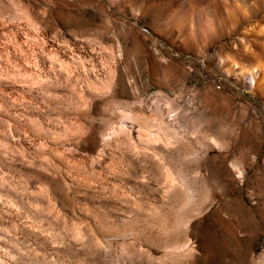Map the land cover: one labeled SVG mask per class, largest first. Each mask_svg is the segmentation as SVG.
Masks as SVG:
<instances>
[{"label": "rangeland", "instance_id": "374dc122", "mask_svg": "<svg viewBox=\"0 0 264 264\" xmlns=\"http://www.w3.org/2000/svg\"><path fill=\"white\" fill-rule=\"evenodd\" d=\"M110 61L115 97L81 74ZM131 102L180 137L173 193L101 138ZM0 264H264V0H0Z\"/></svg>", "mask_w": 264, "mask_h": 264}, {"label": "bare ground", "instance_id": "6f19581e", "mask_svg": "<svg viewBox=\"0 0 264 264\" xmlns=\"http://www.w3.org/2000/svg\"><path fill=\"white\" fill-rule=\"evenodd\" d=\"M75 47V46H74ZM77 47V46H76ZM79 47V46H78ZM89 47H91V46H89ZM74 49H76V48H74ZM87 49V48H86ZM64 50V49H63ZM66 50V49H65ZM73 50V49H72ZM71 50V51H72ZM93 49H91L90 50V52L92 51ZM67 51V50H66ZM85 51V50H84ZM77 52V51H76ZM94 52V51H93ZM73 53V52H72ZM75 53V52H74ZM79 53V52H78ZM83 53V52H82ZM113 53V52H112ZM58 54H60V53H58ZM65 54H66V52H65ZM77 54V53H76ZM69 55H71V54H69ZM79 55V54H78ZM77 55V56H78ZM82 55V54H81ZM61 56V55H60ZM66 56V55H65ZM90 56H91V54H90ZM93 56V55H92ZM97 56V55H96ZM111 56V55H110ZM113 56H115V55H113ZM62 57V56H61ZM69 57V56H68ZM86 57V56H85ZM89 57V56H88ZM112 57V56H111ZM66 58V57H65ZM76 57H70V63L71 64H73V62L75 61V60H79V61H81V60H83V59H81V57H80V59L79 58H77V59H75ZM117 58V57H116ZM63 59H64V56H63ZM75 59V60H74ZM95 59V58H94ZM112 58H110V59H108V60H111ZM69 60V59H68ZM67 60V61H68ZM77 60V62H76V64L77 63H79V61ZM90 60V65L91 66H95L96 64H94V62H93V60L92 59H89ZM96 60V59H95ZM98 60V59H97ZM60 61H61V63H63L64 64V62H62V60L60 59ZM66 61V64L68 63ZM86 61V60H85ZM116 61H118V60H116ZM88 62V61H87ZM97 62V61H96ZM69 63V64H70ZM81 63V62H80ZM97 63H99V62H97ZM66 64H65V66H66ZM68 65V64H67ZM84 65H85V62H84ZM82 66V65H81ZM88 66V65H87ZM93 66V67H94ZM69 67H70V65H69ZM71 67H73V66H71ZM74 67H76L75 66V64H74ZM117 66H115V63H114V61H110L109 62V67H108V71L106 70V75H104V77H103V79H97L98 81H95V80H93L94 82H91L92 81V79H91V81L90 80H88V74H89V72L88 71H83V72H81V74H82V76H84L86 79H87V81H85V82H87V85L89 86V87H91L93 90H95V91H100V93L101 92H103V91H107V90H110L109 92L110 93H113L114 95H112V96H117L118 95V93H117V91H116V89L117 88H119V87H115L116 85H117V83H118V77H117V68H116ZM68 68V67H67ZM77 69H79L78 67H76ZM85 67H83L82 66V69H84ZM89 68V67H88ZM73 69V68H72ZM91 69V68H90ZM90 69H88V70H90ZM93 70H94V68H92ZM70 69H68V71H69ZM81 70V69H80ZM80 70H78V71H80ZM86 70V69H85ZM95 70H96V68H95ZM73 71H74V69H73ZM77 71V72H78ZM75 72V71H74ZM90 72H91V70H90ZM93 72V71H92ZM97 72V71H96ZM262 73H263V71H262ZM92 74V73H91ZM97 74V73H96ZM260 74V73H259ZM93 75H94V73H93ZM78 76V75H77ZM90 76V75H89ZM97 76V75H96ZM96 76H94V78L96 79ZM254 77H252V79H253ZM85 79V80H86ZM83 80H84V78H83ZM120 85V84H119ZM129 86L133 89V90H135L136 89V91L138 92V87H137V83H136V80L134 79V78H132V80H129ZM125 86L123 85V90H125L126 88H124ZM90 88V89H91ZM92 90V91H93ZM89 91H91V90H89ZM126 91V90H125ZM124 91V92H125ZM94 92V91H93ZM92 92V93H93ZM108 93V92H107ZM119 93H123V91L121 90V91H119ZM109 94V93H108ZM101 95V94H100ZM103 95V94H102ZM106 95V94H105ZM135 102V101H134ZM134 102H131V103H128V104H126L124 107H122V108H120V107H117L116 109H113L114 111H115V114H116V121L115 122H111V124L109 125V127H108V129L106 130V131H104L103 133H102V136H101V138H103V139H108V137H111V139H112V137H118L120 134H122V136H123V134L124 135H126V137L130 140L128 143H126V144H128V149H129V151L130 152H132V154L133 155H135L136 157L137 156H139V155H141V156H144V157H153V159H155L156 160V163L158 162V163H160V165H163V168L165 169L164 170V172L162 173V174H164V176H163V178H164V183H163V185L165 186V192H167L166 194H170V193H173L174 191H175V189H174V191H173V187L175 188V187H178V185H177V181H176V183H175V178H176V176H175V172H174V174H173V169L171 168V167H169L168 165H164L165 163L163 162H161L160 160H162L163 159V157H164V153L166 154L167 152H169V151H171V149H173V148H175V147H180V145H181V140H180V137H179V135L177 134V133H175V132H173L174 130H168L170 133H164V132H160L159 130L161 129V131H165V128L168 126V127H171V125L169 126V125H167L168 124V122L169 121H171V119L168 121V119H165V118H163V109L161 108V106H160V104L156 107L157 108V110L159 111V114H160V116L158 115V117H159V120H158V122L157 121H155V119H154V117L155 116H157V114H155V115H153V119H154V122H156L155 123V126H156V124L158 123V124H161V125H163V127L162 128H164V126H166L164 129H162V128H160L159 126H156V127H159L160 129L158 130V128L156 129L155 128V132H153L152 131V127L150 128L149 126H153L154 125V123L153 122H151V120H152V116H150L149 114L148 115H146L147 113H145L144 112V109H143V112H142V110L140 109V107L141 106H136L135 104H134ZM140 102V101H139ZM136 103V102H135ZM155 103V102H154ZM142 105V104H141ZM170 105V104H169ZM154 107L156 106L155 104L153 105ZM154 107H153V110H154ZM141 108H143V107H141ZM149 108V107H148ZM155 108V109H156ZM169 108V107H168ZM165 109V108H164ZM149 110H151V109H149ZM163 110V111H162ZM156 111V110H155ZM158 111H156V112H158ZM113 112V111H112ZM114 113V112H113ZM151 113V112H150ZM154 113V112H153ZM152 113V114H153ZM112 114V113H111ZM151 114V115H152ZM168 115V114H167ZM169 116V115H168ZM158 117H156V120H157V118ZM170 118V117H169ZM168 121V122H167ZM153 123V124H151V123ZM163 122H165V125H164V123ZM163 123V124H162ZM170 124H171V122H170ZM174 125V124H173ZM148 127H149V129L151 130H149L148 129ZM168 127H167V129H168ZM174 127V126H173ZM166 129V130H167ZM149 130V131H148ZM137 132L136 133V135H137V140L135 141V140H131L132 139V135H133V132ZM172 131V132H171ZM133 138H134V135H133ZM102 139V140H103ZM116 139H118V138H116ZM119 140V139H118ZM105 141V140H104ZM125 143H124V145H125ZM127 146V145H126ZM125 147V146H124ZM186 150L184 151V154H188V155H193L194 156V154H195V152L193 151V150H188L187 148H185ZM125 150H127L126 148H125ZM128 152V151H127ZM140 157V156H139ZM175 177H174V176ZM177 179H179L178 178V176H177ZM174 184H176L177 186H174ZM181 188V187H180ZM189 219V218H188ZM182 223L184 224L185 223V221H184V219H183V217L182 218H176L175 220H173L171 223H167V222H165V223H163V222H161L160 224H159V229L161 230V232L163 231H165V233H166V231H167V233H171V231L174 229V228H176L177 226H179V224H181L182 225ZM180 227V226H179ZM178 228V227H177ZM170 231V232H169ZM74 235V234H73ZM77 237V239L80 241V240H83L82 239V237H83V234L79 231L78 232V235L76 236ZM173 258H175V257H173ZM176 259V258H175ZM178 260H175V262H177ZM178 263V262H177Z\"/></svg>", "mask_w": 264, "mask_h": 264}]
</instances>
